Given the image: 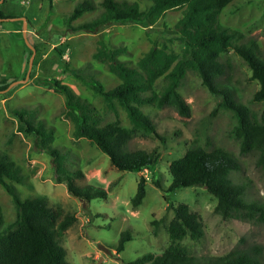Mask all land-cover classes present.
Listing matches in <instances>:
<instances>
[{
    "label": "rangeland",
    "instance_id": "374dc122",
    "mask_svg": "<svg viewBox=\"0 0 264 264\" xmlns=\"http://www.w3.org/2000/svg\"><path fill=\"white\" fill-rule=\"evenodd\" d=\"M9 1L15 3L6 4L3 7L5 11L7 8L14 12L22 10L28 18V41H47L51 46L45 53L35 51L31 79L16 83L7 97L0 95V150L8 152L26 173L24 182H14L21 199L44 196L48 204L60 212V218L66 213L75 216V220L59 237L70 264H126L143 252L163 250L169 242L167 224L173 210L153 180L156 178L162 187H166L171 181L168 169L170 160L181 156L193 143L208 149L219 146L232 152L239 168L231 170L229 177L245 185L246 200H254L264 207V165L258 162L256 151L240 152L238 139L233 135L235 118L230 111L218 110L211 114L220 97L210 93L194 71L187 72L179 87L180 93L190 104L189 116L180 115L168 106L158 109L141 106L165 138L161 142L151 134L135 135L129 140L127 146L130 149L160 150V158L153 170L141 172L117 169L111 165L108 155L87 138L74 140L71 120L60 114L64 108V93L35 81L36 76L61 78L73 92L96 106L103 116V122L112 120L114 113L105 108L101 96L88 86L91 77L97 78L106 88L118 82L106 65L92 58L91 52L97 40L102 39L108 46L125 45L127 53L121 58L128 64H132L153 40L167 43L180 51L182 44L176 38L174 28L175 21L181 15L180 9L166 11L150 26L133 22L109 23L96 31L73 32L64 26L62 19L77 0ZM93 2L96 8L83 12L73 23L87 20L100 10V0ZM148 4V1H140L142 8ZM217 20L219 24L237 28L243 33L237 43L254 40L264 57V0H232L223 7ZM22 24L20 18L0 20V77L15 75L21 78L27 69L30 47L22 35ZM59 43L64 48L61 56L53 48ZM220 59L225 64L221 79L228 81L234 87L236 97L258 115L264 109V99L257 101L253 98L258 84L250 77L247 65L233 48L221 54ZM64 61L69 64L66 70ZM72 69L81 79L72 75ZM24 106L32 107L46 126L54 128L52 145L66 149L70 167L80 168L84 173L83 177L75 180L76 183L102 186L107 189V198L94 197L83 204L79 198L69 194L64 182L55 181L49 156L38 148L32 135H24L16 130L12 110ZM118 117L122 125H129L120 107ZM141 174L146 177L145 195L139 205L132 207L130 200ZM169 198L174 203H187L201 217L202 236L192 239L186 235L181 240L190 253L196 256L224 255L235 249H249L259 256L260 264H264V214L256 211L244 219L222 218L214 211L216 197L203 185L180 187ZM0 205L4 222L7 223L15 216V206L1 184ZM154 219L158 220L157 225L152 223ZM124 229L130 231L131 238L118 252L115 245Z\"/></svg>",
    "mask_w": 264,
    "mask_h": 264
},
{
    "label": "trees",
    "instance_id": "16d2710c",
    "mask_svg": "<svg viewBox=\"0 0 264 264\" xmlns=\"http://www.w3.org/2000/svg\"><path fill=\"white\" fill-rule=\"evenodd\" d=\"M141 0H100V10L91 18L79 23L73 21L85 11L96 8L93 0H77L71 10L64 14V26L73 31H96L109 23H138L150 26L158 21L166 11L180 9L181 15L174 23L177 39L182 44L180 51L167 43L152 41L132 64L121 58L127 53L125 45L108 46L98 39L91 52L93 59L106 65L110 74L118 82L106 88L97 78L91 77L88 86L101 96L105 108L114 113V118L103 122V116L96 106L86 98L73 92L59 77L37 78V83L49 85L53 90L64 93L62 116L68 117L72 124L74 140L85 137L91 144L108 155L111 165L120 170H153L160 158V150L153 148H128L129 140L135 135H154L161 142V135L155 121L141 106L162 108L168 106L180 115L189 116L191 107L179 91L188 71H194L202 84L220 99L212 109L227 110L235 118L233 135L238 139L240 152L256 151L258 162L264 165V109L257 115L236 97L234 87L221 79L225 73V64L221 54L233 48L250 70V77L256 80L255 100L264 99V57L254 40L243 43L236 41L243 37L237 28L218 23V15L225 5L232 0H145L149 4L140 6ZM0 2V17L25 16L21 11H5L6 4ZM6 20V19H2ZM28 29V27H27ZM27 33V31H26ZM36 52L45 53L51 46L49 42H32ZM41 45V46H40ZM43 45V46H42ZM68 45V44H67ZM59 46V47H58ZM53 48L61 56L62 43ZM31 54V48L28 51ZM28 65V60H27ZM33 62L29 79L33 77ZM65 70L68 62L64 61ZM25 72L21 77H24ZM73 76H81L72 69ZM19 76L0 77V95L7 97L15 86L5 90L8 84ZM118 107L124 110L129 125H122L118 117ZM16 120V130L24 135H32L38 148L50 158L56 182H64L69 194L79 198L83 204L94 197L107 198V189L92 184H77L76 179L84 176L80 168L68 164V151L52 145L54 128L46 126L38 118L35 110L24 106L12 110ZM239 168L236 156L219 146L210 149L193 143L181 156L170 160L168 164L171 181L162 187L154 178L153 182L163 192L173 216L167 224L168 245L161 251H146L126 264H260L259 256L249 249H235L224 255L196 256L182 244L184 236L198 239L203 234L202 220L198 212L185 202L174 203L169 195L180 187L203 185L216 197L214 211L222 218L244 219L259 211L264 214V207L254 200L245 199V185L229 177L231 170ZM26 173L5 150H0V184L11 196L15 206V216L4 222L0 205V264H70L65 257V249L59 243V237L74 220L71 213L59 217L60 212L48 204L44 196L21 199L14 182L22 183ZM146 177L139 175L136 190L130 204L136 207L145 195ZM157 225L158 220H152ZM155 231V229H154ZM130 231L120 232L115 245L116 251L124 249L129 240Z\"/></svg>",
    "mask_w": 264,
    "mask_h": 264
},
{
    "label": "water",
    "instance_id": "95a60500",
    "mask_svg": "<svg viewBox=\"0 0 264 264\" xmlns=\"http://www.w3.org/2000/svg\"><path fill=\"white\" fill-rule=\"evenodd\" d=\"M0 2H2V0H0ZM19 18L23 21V24H22V35H23L26 43L31 48V54L29 55V58H28V65H27V69H26L24 77L12 80L8 84V86L6 87L5 90L9 89L11 86L15 85L16 83L25 82V81L28 80L29 74H30V71H31V68H32L33 57H34V54H35L34 46L28 41V39L26 37V18H25V16H14V17H5V18L0 17V20H2V19H19Z\"/></svg>",
    "mask_w": 264,
    "mask_h": 264
},
{
    "label": "crops",
    "instance_id": "0c3cea01",
    "mask_svg": "<svg viewBox=\"0 0 264 264\" xmlns=\"http://www.w3.org/2000/svg\"><path fill=\"white\" fill-rule=\"evenodd\" d=\"M13 76V75H12ZM6 99V98H5Z\"/></svg>",
    "mask_w": 264,
    "mask_h": 264
}]
</instances>
